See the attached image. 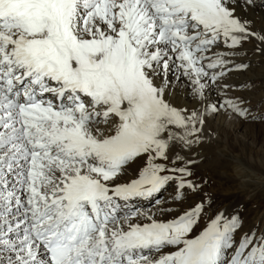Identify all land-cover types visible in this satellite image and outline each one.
Returning <instances> with one entry per match:
<instances>
[{"label": "snow or ice", "instance_id": "obj_1", "mask_svg": "<svg viewBox=\"0 0 264 264\" xmlns=\"http://www.w3.org/2000/svg\"><path fill=\"white\" fill-rule=\"evenodd\" d=\"M247 45L264 0H0V264H264L195 172L210 114L264 120L228 82Z\"/></svg>", "mask_w": 264, "mask_h": 264}, {"label": "rangeland", "instance_id": "obj_2", "mask_svg": "<svg viewBox=\"0 0 264 264\" xmlns=\"http://www.w3.org/2000/svg\"><path fill=\"white\" fill-rule=\"evenodd\" d=\"M260 13L258 9L257 18ZM246 48L249 55L245 59L250 61V67L242 73H232L228 82L237 85L232 95L244 97L258 117L264 114V56L253 54V45ZM185 93L184 89L177 90L174 95L176 105L195 103ZM218 99V94L213 92L208 102ZM207 128L213 140L201 150L199 159L204 162L195 167L196 179L206 181L203 186L205 197L210 198L213 210L233 207L230 211H240L246 228L257 224L264 226V120L229 118L223 113L213 118L210 114ZM174 190V186H169L161 199L170 198ZM197 199L190 195L185 203L176 206L177 211ZM155 207L149 200L142 209Z\"/></svg>", "mask_w": 264, "mask_h": 264}, {"label": "bare ground", "instance_id": "obj_3", "mask_svg": "<svg viewBox=\"0 0 264 264\" xmlns=\"http://www.w3.org/2000/svg\"><path fill=\"white\" fill-rule=\"evenodd\" d=\"M259 23H260V18L258 17L257 18V24L259 25ZM185 96H188V93H185ZM184 97V96H183ZM172 99H173V103L175 104V102H174V100H175V98H174V96L172 97ZM208 146V145H207ZM205 148H207V147H205ZM219 161V160H218ZM140 201H142V202H147L148 201V199H140V200H138V201H135L136 203H135V205L137 206V204H140ZM240 203V202H239ZM239 203H237V205L239 204ZM242 204V203H241ZM235 206V208L236 207H238V206ZM240 206V205H239ZM233 209V207H230V209L228 208L227 210H232ZM263 220H264V217H263ZM264 222V221H263Z\"/></svg>", "mask_w": 264, "mask_h": 264}]
</instances>
